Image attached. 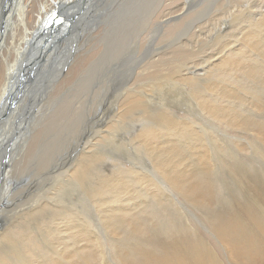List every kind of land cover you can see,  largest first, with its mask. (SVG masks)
<instances>
[{
  "label": "bare ground",
  "instance_id": "1",
  "mask_svg": "<svg viewBox=\"0 0 264 264\" xmlns=\"http://www.w3.org/2000/svg\"><path fill=\"white\" fill-rule=\"evenodd\" d=\"M228 1L0 0V157L14 129L23 124L32 107L35 111L25 132L8 151L12 169L7 170V179L0 186V209H12L9 216L0 220V264H218L195 244L182 219L184 214L169 213L170 202H165V176L168 185L192 203L200 206L213 202L214 186L207 176L212 166L211 152L203 149L201 156L199 149L206 142L199 131L191 128L187 119L180 121L173 107L169 110L174 118L165 116V109L162 114L155 111L153 100L154 95L164 98L166 86L192 85L196 102L213 117L231 116L235 120L240 111L244 113L231 106L234 94L246 104L243 97L251 92L256 97L252 107L262 108V61L247 64L227 57L228 52L257 48L259 39L253 36L264 31L262 7L260 13H253V18L248 19L254 25L252 30L244 22L241 36L238 27L235 29L234 38L240 36L235 42L240 43L229 41L221 47L217 53L221 61L213 66L214 70L201 73L183 64L184 71L174 67L165 72V46L161 45L165 33L169 36L179 30L173 34L176 41L169 48H181L185 58L196 57L198 50L196 54L191 51L192 39L194 44L201 42L202 37L207 41L228 32L231 21H238V16L252 8L239 5L232 20L226 19L221 28L213 29L219 12L223 18L231 14ZM157 2L165 6V19L155 22L163 36L151 48L148 24L151 8ZM178 2V10L169 13ZM58 4H66L65 13L74 19L72 26H65L60 17L52 16L45 22L48 26L42 30L43 25L38 31L40 19ZM205 13H209L208 18L201 19ZM189 30L194 37L189 38ZM220 39L229 37L222 34ZM85 40L88 46L80 49ZM136 42L140 43L138 51ZM149 49L151 53L145 61L143 57ZM156 55L162 56L155 59ZM65 56L69 60L63 64ZM47 69H52V74ZM214 71H220L218 79L229 74L230 80L215 81ZM22 80H29V86L13 99V110L5 117V109L11 104L12 94L18 93ZM40 81L51 85L40 91ZM236 88L240 92L234 93ZM205 92L207 96L203 95ZM108 102L112 103L110 108L119 102L112 118L113 110L110 115H101L102 105ZM158 125L162 129L157 132L138 130ZM236 125L255 127L264 146V121ZM175 134L179 135L176 140L172 138ZM72 135L78 136L74 143ZM24 140L27 142L22 145ZM173 140L198 150V165L191 168L186 159L188 152L178 148ZM131 150L142 153L147 160H137ZM5 162L3 159L2 165ZM2 165L0 162V172ZM159 176L164 182L156 180ZM252 177L245 174L235 185L245 194H253L255 210L248 205L242 214L228 215V210L226 216L222 211L214 215L232 264H264V185H257ZM158 209L166 220L157 215ZM192 220L189 223L194 235L201 236V226ZM165 227L181 231L183 236L172 233L169 241Z\"/></svg>",
  "mask_w": 264,
  "mask_h": 264
},
{
  "label": "rangeland",
  "instance_id": "2",
  "mask_svg": "<svg viewBox=\"0 0 264 264\" xmlns=\"http://www.w3.org/2000/svg\"><path fill=\"white\" fill-rule=\"evenodd\" d=\"M228 2L230 3V9L232 10L231 14H229V16L231 18L228 15L223 18L222 12H219L217 18L215 19V21H213V29L218 28V26L221 28L223 21L226 19L232 20L235 16L233 14L236 11H238L236 8L239 5H247L248 7L252 6L251 9L248 8L249 11L246 10V12L243 16H238V17H241V19L243 18L242 20L238 19V21H237L235 19V20L231 21L232 26L230 24L229 29L227 30L229 32V34H227L228 32H226V31H224V33H222L223 35H227L230 40L229 39L218 40L220 38V35H222V34H220L218 37L216 36L217 34L216 35L211 34L210 36L215 35L212 38L213 40L207 39V41H206L205 40L206 38L202 37L203 42L201 41L202 42L201 43L199 41L201 44L198 42L200 45L197 42H194L195 45H196V43L198 44V45H196L197 46L196 47L194 44H192V42L194 40V39H192L191 45L193 46V49L191 51L194 54H196V51L198 50L197 56L192 58V57L187 55L185 58V55H183L181 53V48H177L178 50L169 48V45L173 41H176V36H173V34H176L179 30L175 31V33H173L169 36L166 35V33H165V41L161 42L162 43L161 45L165 46V50H164L165 53L163 54L164 58H165V64L163 62V64L165 65L164 66L165 72H168L169 70H170V72L173 71L174 67H178L177 69H179V68L182 69L183 64H187L188 66H191L193 69L197 68L198 71H200V72L202 71L201 73H204L210 69L214 70L215 67H213V66H216L221 61L219 54H217L221 50V47L229 41L235 42L237 40L238 36L239 35L241 36V34H242L241 24L243 22H244L243 25H248L249 29L252 30L254 25L251 24V20H248V19L253 18V15H252L253 13H257V12L260 13L261 7L263 8L261 12H264V0H234V1L229 0ZM155 4L151 8L150 12H152V13H150V17H149L150 23L148 24L149 30L151 32V33L149 32L150 33V40H149L150 46L149 47H151V48H155L156 47L155 45L162 40L163 32L159 31L160 27L158 28L157 24L165 19V6L161 7V5L158 2ZM179 6H180V2H178V4L173 9H171V11L169 13H172V11L173 12L177 11L178 10L177 8H179ZM232 7H234V8H232ZM104 8L105 7H102V10H105ZM94 11H96V9ZM208 14L209 13H205L204 15H201L203 17L201 19H204V18L207 19ZM155 15H156V17H155ZM249 15H252V17H250ZM244 17L246 18V20ZM243 20H245V21H243ZM219 21H220V23H219ZM262 23H263V27H264V20H262ZM155 25L157 26V28ZM38 26H39V24H37V27ZM237 27H238V29H237ZM44 28H45V26L42 28V30ZM235 29H237V31L240 34L234 38L233 33L235 32ZM180 30H182V28ZM153 33L155 35H153ZM191 33H192V35H191ZM263 34H264V31L261 32L258 36H253V37L259 39L258 43L256 44V47H257L256 49L254 46H252L254 48V50L252 47H250V48H246L242 51H237V53L228 52L229 56H227V57L237 59V60L242 59L243 63H247V64H251L252 62H254L253 64H257L260 61H262L261 65H263L264 64V50L261 51V45L264 42V41H261V40H264ZM187 35L189 36V38H192L195 36V35H193L192 30L187 31ZM39 36H40V34H39ZM240 36H239V38H240ZM262 36H263V38H262ZM185 39H188V37H186ZM149 41H147V43H145V44H148ZM196 41H198V40H196ZM218 41H219V43H218ZM233 43H231V45ZM238 43H240V41L235 42L234 44H238ZM258 44H260V45H258ZM87 46H88V42H87V40H85L82 43L80 49H82V48L84 49ZM204 46H205V48H204ZM195 48H196V50L194 52ZM200 48L201 49L203 48V49L200 50ZM136 49H137V51L141 49L140 43L136 44ZM144 49H145V47H144ZM251 50H253V51H251ZM156 51H154V54H156L155 53ZM150 53H151V49H149V51L143 57V58H145V61L147 59V55H149ZM251 54H252V56H254L253 59L250 57ZM72 55H73V53L70 56H72ZM181 55H182V57H181ZM156 56H155V59H157L159 56L161 57L162 55H156ZM183 57L185 59L182 60ZM139 58H141V57H139ZM249 58L251 59L250 61H249ZM68 60H67V56H65V58L63 59V64L68 63ZM213 62H215V63H213ZM174 64H175V66H174ZM205 64L207 67L205 66ZM136 65H137V63H136ZM26 68H27V66H26ZM137 70H138V67H137ZM150 71H152V69ZM182 71H184V70L182 69ZM47 72L52 74V69H50V70L47 69ZM146 73L149 75L148 71H146ZM213 74H215L214 75L215 81L216 80H221V81L230 80L229 74H224V76L220 77L221 79L217 78L221 75L220 71H217V72L214 71ZM263 74H264V71H263ZM173 76H175V74ZM176 78L177 77H175V79ZM214 79H212V80H214ZM29 82H30L29 80H26V81L22 80V84H21V87H20L18 93L16 95L12 94L11 104L7 107V109H5V112H4L5 117H8L9 114L13 110V105H12L13 99L16 98L19 94H23L24 89L29 86V84H28ZM164 83H165V81H164ZM48 85H51V84H46L45 82L40 81V91L46 90V87ZM178 85L181 86V82H178ZM224 86H225V84H224ZM166 87H165L164 98H159L157 95H154L153 101H155V106H154V104H153V106L156 108L155 111H158L159 113L162 114L163 110L165 109V110H167V114H168L165 116L174 118L173 113L169 110L170 107H173V111L177 114L178 117H180V121H184L183 118L187 119V122H191V128L199 131V136H201L204 139V142H206V146H204V148H202V149H199V151H201V153H200L201 156L204 154L203 149L207 150V152H209V153L211 152L210 153L211 154V161L210 162L212 163V166L207 171V176L210 178V180L214 186L213 202L209 205H200L199 206L197 204L192 203L185 196V194H182V193L178 194V192L174 188L170 187L168 185V181L166 180V176H165V182L161 178V176L156 177V180L158 182L159 181L164 182V184H165V202H168V203L170 202L168 205V208L171 211H169V213L182 212L184 214L182 219L184 222H186V228H187L188 232L194 236L195 244L200 246L201 249L206 250L209 254L210 259L214 260L218 264H232L229 261V258H228L229 255H228V252H227L225 245L223 244L222 235H221V233H219L218 224L215 221L214 215L217 211H222V214L224 216H226V211H228V210L231 212V213L229 212L228 215L229 214L230 215L242 214V213H244V211L246 210V207L248 205H250L255 210V202H254L253 194L252 193H250L248 195L245 194L244 191H241L235 185V182L240 181L241 177L243 179V176H245V174H248L251 177L253 176L252 178L257 181V185H260V184L264 185V172H263L264 171V146H263V142H261L262 141L261 138L257 135L255 127H250L247 125H246V127H244V126L238 127L236 125V122L248 123V122H252V121H256V120L264 121V105L260 109L252 107L251 102H254L256 100V97L253 94H251V92L243 97L244 102L248 101V102H246V104L243 103L241 100H239L237 98L236 94H234L233 95L234 100H231V106H236L235 107L236 111H238V109H243L244 113H242L240 111L239 114L236 115L235 120L232 119L231 116H227L226 119L217 118L215 116L213 117V115H209L205 110H203L201 108V105L196 102L195 95L193 94L196 91V89H194V87L192 85L183 86L186 88H183V87L182 88L181 87L180 88H169V86H166ZM180 90H182V92ZM236 91L240 92V90H238V88H236V90L233 89L234 93H236ZM208 92L211 93L210 91H208ZM252 92L257 93V91H255V90H253ZM203 95L207 96V93L205 92ZM235 98H236V100H235ZM164 99H165V102H164ZM16 102H18V101L15 100L14 103H16ZM151 103H152V101H151ZM166 103H169L170 106H167ZM110 104H112V103L108 102L107 105H102L101 115H110V110H113L111 113V118H112L113 114L115 113V107L119 106V102L117 104H115L114 108H110L111 107ZM0 112H1V109H0ZM34 115H35V111H34V108L32 107L31 112L24 118L23 124L21 126L15 128L14 131L9 136V141H8L7 147L5 149L3 147V152H2L1 157H0V162H1V165L3 163V159L6 162L4 163V165L1 166V172L0 173H2L4 171L5 172L2 176L0 174V186H2L7 179V170L9 168L12 169L11 162H8V151L10 150V146L15 139L20 137L25 132L28 123L31 121V119L34 117ZM209 117H210V119H209ZM240 118H242L243 120ZM220 121H221V123H219ZM142 129H148V130H151L153 132H157L158 130H160L162 128H161V125H158V126H156V128H153V129L141 128V127L138 128L139 131ZM132 134L134 137L133 141L136 142V139H135L136 129L135 128L132 130ZM85 136L86 135H83V137H85ZM178 136H179L178 134H175L174 136H172V138L174 140H176V138ZM71 137H72L71 143H74L78 136L72 135ZM256 137H257V139H256ZM222 139L224 141H222ZM174 140L172 141V143H174L178 148L183 149V150L188 152L189 155L186 157V159H187V162L190 164V167L194 168L195 165H198L197 164L198 159H199L198 150L193 149V148H188L185 146H181ZM216 140H217V142H216ZM26 142H27V140H24L22 145L26 144ZM260 151H261V153H260ZM148 152H144V153L148 154ZM131 153L133 154V157L137 158V160H142V161L147 160V158L145 156H142V153L140 154V152H138V151L132 152V150H131ZM136 153H138V154H136ZM243 153L245 156L243 155ZM127 160H128V162H131V159H127ZM212 160H214V161H212ZM9 165H11V166L9 167ZM255 170L259 173H256ZM240 174H242V175H240ZM247 180H249V179H247ZM183 199H185V202ZM12 200L10 201V204H12ZM188 202H189V205H188ZM151 204L154 205L153 203H151ZM190 205L192 207H190ZM6 209H7L6 207L0 209V220L4 216H9V211L12 209V207L8 208L7 210ZM195 209H197L199 212L196 210L198 212L197 213L195 211ZM4 210H5V212H3ZM157 215L165 216V214L160 209L157 210ZM166 219H167V217L165 216V220ZM182 219L181 220L178 219V221H182ZM192 219L193 220L195 219L194 221H196V223L201 226V228H200L201 236H195L194 235L193 226L189 223V220H192ZM197 219H198V221H197ZM157 220H159V219H157ZM199 221L201 223H199ZM151 226L154 227L153 221H151ZM172 233H174V234L177 233V236H175V237H182L183 236L181 231H177L176 229L169 230L165 227V236H167V240H169V241L172 240L171 238H168V236ZM199 240H200V242H198ZM193 250H197V249L193 248ZM47 261L51 262V259L48 258ZM113 262H115V258H114Z\"/></svg>",
  "mask_w": 264,
  "mask_h": 264
},
{
  "label": "water",
  "instance_id": "3",
  "mask_svg": "<svg viewBox=\"0 0 264 264\" xmlns=\"http://www.w3.org/2000/svg\"><path fill=\"white\" fill-rule=\"evenodd\" d=\"M66 9H67L66 4H59V5L55 6V8L53 10H51L43 19H40L38 31H40L39 27H43V25H45V27L47 26V23L45 24V22L49 18H51L52 16L60 17L62 19L63 23L65 24V26L68 25L71 27L72 23L74 22V19L67 16V13H65ZM67 19H70V20H67ZM2 188L3 187H1V190H2ZM1 190H0V193H1Z\"/></svg>",
  "mask_w": 264,
  "mask_h": 264
}]
</instances>
